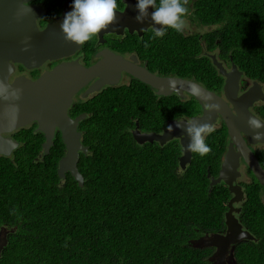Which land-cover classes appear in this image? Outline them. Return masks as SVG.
Instances as JSON below:
<instances>
[{
  "label": "trees",
  "instance_id": "trees-1",
  "mask_svg": "<svg viewBox=\"0 0 264 264\" xmlns=\"http://www.w3.org/2000/svg\"><path fill=\"white\" fill-rule=\"evenodd\" d=\"M46 5L51 12L60 7L56 0ZM187 7L203 29L170 33L168 72L218 90L215 54L264 85V0H189ZM175 103L187 118L199 112L194 99ZM124 110L80 120L88 145L77 161L81 185L69 172L58 176L59 134L44 154L34 122L17 131L19 145L0 155V226H7L0 264H211L214 246L193 241L224 229L231 193L222 181L211 186L207 175H217L226 148L224 123L206 137L212 152L192 153L181 168L177 139L137 144ZM246 171L254 181L242 183L236 217L254 237L235 243L232 257L234 264H264V185Z\"/></svg>",
  "mask_w": 264,
  "mask_h": 264
},
{
  "label": "water",
  "instance_id": "water-1",
  "mask_svg": "<svg viewBox=\"0 0 264 264\" xmlns=\"http://www.w3.org/2000/svg\"><path fill=\"white\" fill-rule=\"evenodd\" d=\"M72 3L73 0H64L60 13L40 30L36 23V17L41 13V9L28 5L31 10L25 9L22 13V0H0V83L7 86V92L0 91V154L8 156L10 151L18 145V141L3 133L35 122L34 130L42 132L44 136L41 146L45 154L53 144L55 129H58L64 144V154L57 163L58 176L63 178L67 171L81 185L83 176L77 168V161L80 155L79 150L85 152L86 147L80 143V132L76 128L79 120L84 118L85 114L81 113L71 118L67 109L73 93L84 80L86 81L88 77L99 71L102 64L86 67L75 61H67L53 66L35 79L21 75L11 82L8 80L13 68L11 61L20 62L26 68L38 67L46 60L51 61L66 55L68 49L76 44L65 40L60 29L64 15L72 10ZM124 9L122 13L119 11L116 13L117 24L127 25V21L134 17L136 9L132 1H126ZM8 19L15 21H8ZM19 23L22 29L20 35L17 29ZM112 26L114 24L106 29H111ZM209 55L218 72L227 76L224 79L222 90L224 97L233 105L234 111L224 98L196 81L176 76H157L146 69L142 71L137 69L128 60L117 59L111 68V75L115 74L112 76L115 79L119 76L120 70H125L141 81L158 88L160 92H176L180 96L186 92L192 95L201 104V113L179 120H196L200 123L208 122L213 125L218 116L222 119L226 127L228 143L217 175H210L209 172L207 175L211 186L222 181L231 193L227 202V210L224 213V231L207 238L201 236L193 243H203L198 246L213 245L216 248L209 260L212 256H217L219 263L231 264L227 261V252L230 250L232 254V247L235 243L254 237L247 229L243 228L234 214L240 211V207L234 206V204L241 202L243 198L242 187L236 183V177L240 175L237 170L239 158H243L252 175L261 185H264V168L241 135V131L244 130L242 122L247 116H251L247 107L256 96L250 91L239 99L234 97L238 88L237 75L232 78L226 74L215 54ZM233 70H237L235 64L231 66V71ZM13 92L18 94V98L12 94ZM258 97L264 99L263 93ZM212 105H216L217 108L211 110ZM176 123L177 120L169 121L160 133L134 132L133 138L138 143L156 140L160 144L174 137L178 138L181 147L178 164L181 168H185L192 154L187 150L190 138L185 130L176 127ZM169 125L173 128L171 132L168 131ZM247 141L254 142L255 140L247 134ZM5 244L6 232L0 230V253ZM232 261L234 264L233 257Z\"/></svg>",
  "mask_w": 264,
  "mask_h": 264
},
{
  "label": "flooded vegetation",
  "instance_id": "flooded-vegetation-1",
  "mask_svg": "<svg viewBox=\"0 0 264 264\" xmlns=\"http://www.w3.org/2000/svg\"><path fill=\"white\" fill-rule=\"evenodd\" d=\"M126 1H132L134 5H136L137 3V0H117V3L121 9H124ZM25 2L28 3V5L41 9V13H39L36 17V23L38 28L42 30L46 26L47 22H49L52 18L60 13L64 0H56L57 4L60 3V7L57 12H51V10L48 11L46 7L47 0H25ZM151 11H154V9L150 7L149 12ZM136 15L137 9L134 17L127 21V25H120L116 22L114 26L111 27V29L100 31V34L97 33L83 45L75 44L71 46L68 49L66 55L61 56L55 60H46L38 67L26 68L20 62L11 61V63L13 64V68L8 77L9 82L21 75L30 79H35L46 70L51 69L53 66L67 61H75L86 67L94 64H102L101 69L92 74V76L88 77L86 81L84 80L82 85L73 93L71 103L67 109L68 115L71 118H74L81 113L85 114L84 118H86L88 115H92V113L97 116H103L104 112L109 109L124 106V113L126 117L130 118V120L133 121V124L129 127V132L132 138L134 132L138 131L140 133H160L167 126L169 121L187 118L183 115V105L179 103H175L173 106L170 105V100L172 99L173 101H175V97L179 100H185L187 98L194 99L199 112L194 113L191 116L201 113V104L192 95L186 92L182 93L183 96H180L176 92H160L158 88L141 81L139 78L133 76L125 70H120V74L117 78L114 79L112 77L115 74L111 75V68L113 65H115L116 60L119 58L128 60L141 71L146 69L150 73L157 76L181 77L175 74H170L168 72L169 64L167 51L169 46L167 40L170 37V33L173 31V29L168 28L166 34L163 37H157L155 40H152L151 36L153 34L152 32L148 31L147 28L152 23V21L150 20V18H148L145 19L143 23H140L136 20ZM185 19L187 21V27L184 32L190 30L193 23V21H191L188 16H186ZM12 20L15 21L14 19H8V21ZM195 26L197 29L194 30L201 32L202 26L197 24ZM157 27H159V25H157ZM17 29L18 34L20 35V32L22 31V29L20 28V23L18 24ZM160 40H164V51L162 53H159L157 48V44ZM145 42L149 43V47H144ZM216 59L221 62L226 74H229L232 78H235V75H237L238 88L234 97L239 99L242 95L250 91L254 93L257 99H252V103L247 107L248 112L252 117H255L259 121L264 122V99L258 97L261 93H263L264 95V85L262 83H259L256 79L248 76L237 66L236 71H231V66L234 63L231 62L230 59L224 60L219 59L218 57H216ZM212 64L216 67L213 61ZM220 76L222 77L220 88L218 90L212 91L224 98L233 110V105L224 97V92L222 90L224 79H226L227 76L225 74H220ZM191 80L203 85L198 80ZM203 86L206 87L205 85ZM249 117L250 116H247L242 122V127L245 131L242 130L241 135L262 166V163L264 162V138L257 141L253 137L255 131L264 132V128L258 130L250 128L248 124ZM80 120L76 129L80 132L79 141L84 147H86V150L85 152L79 150V154H86L88 151V145L86 144L84 137H82L83 132L79 126ZM220 121L223 122L222 119L218 116L216 122H214L213 125L218 124ZM20 128L22 127L13 129L12 131L3 134L5 136L11 137L13 140L18 141L16 136L18 134L17 131ZM57 134H59V137L62 141L58 129H55L53 140L54 138H56ZM247 134L251 139H254L255 141L248 142ZM172 139H177L179 143L178 138L174 137ZM172 139L166 140L163 144H160L156 140H153L151 142L144 141L142 143H138L135 139L134 140L137 144L149 143L155 146H166V144ZM15 148L10 151L9 155ZM246 167L247 165L243 161V158L240 157L239 166L237 169L240 172V175L236 177V183L241 185V187H243L242 183H245V181H254V178L249 175L248 171H246ZM262 167L264 168V166ZM240 203L241 202L236 203L234 204V206L238 207ZM234 214L236 216L237 213ZM6 229V225L0 226V230L6 231ZM223 231L224 230L218 232L222 233ZM218 232H213L211 234L207 233L204 235V238L214 236Z\"/></svg>",
  "mask_w": 264,
  "mask_h": 264
},
{
  "label": "clouds",
  "instance_id": "clouds-1",
  "mask_svg": "<svg viewBox=\"0 0 264 264\" xmlns=\"http://www.w3.org/2000/svg\"><path fill=\"white\" fill-rule=\"evenodd\" d=\"M188 3L189 0H137L136 20L143 23L145 19L150 18L152 23L147 28L153 34L152 40L163 37L168 28L183 33L187 27L185 17L189 11ZM150 7L154 11L149 12ZM25 9L31 10L28 3L22 0L21 12L23 13ZM124 10L119 7L117 0H73L72 10L64 15L60 29L65 40L83 45L102 29L115 24L117 11L122 13ZM144 47H149V43L145 42ZM0 91L7 92V86L0 83ZM12 94L18 98L16 92ZM216 108V105L211 106V110ZM248 124L254 130L264 128V122L252 116L249 117ZM176 127L185 130L189 136L188 151L199 154L201 157L212 152V148L206 143V137L215 131L214 125L196 120H177ZM172 130V126L169 125L168 131ZM253 138L257 141L262 140L264 132L255 131ZM12 214H16L15 209L12 210Z\"/></svg>",
  "mask_w": 264,
  "mask_h": 264
},
{
  "label": "rangeland",
  "instance_id": "rangeland-1",
  "mask_svg": "<svg viewBox=\"0 0 264 264\" xmlns=\"http://www.w3.org/2000/svg\"><path fill=\"white\" fill-rule=\"evenodd\" d=\"M191 29H197L194 23H192ZM202 29H203V26L201 27V31H202ZM195 244L196 245H202L203 243L202 242H195ZM226 257H227V261L231 262V264H232L233 261H232V254H231L230 250L227 252ZM218 260H219V258L217 256H212L210 261H211V264H221V263H219ZM223 264H228V263L224 262Z\"/></svg>",
  "mask_w": 264,
  "mask_h": 264
}]
</instances>
